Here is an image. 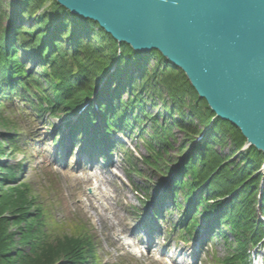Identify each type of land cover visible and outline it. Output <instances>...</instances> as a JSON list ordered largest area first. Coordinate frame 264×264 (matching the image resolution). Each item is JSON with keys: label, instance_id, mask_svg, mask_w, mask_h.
Here are the masks:
<instances>
[{"label": "trees", "instance_id": "trees-1", "mask_svg": "<svg viewBox=\"0 0 264 264\" xmlns=\"http://www.w3.org/2000/svg\"><path fill=\"white\" fill-rule=\"evenodd\" d=\"M13 3L18 10L8 12L0 0V105L15 92L38 115L47 111L68 117L104 81L101 95L110 96L109 102L98 98L104 134L147 123L152 133L144 126L139 133L148 132L150 137L146 140L150 156L144 162L156 173L173 172L166 191L176 199V208H186L178 201L179 192L191 203L184 210L186 222L193 213L184 227L186 235L192 237L203 218H213L217 226H227L238 245L231 248L222 233L233 252L217 264H247L249 247L264 239V220L259 217L264 218V152L254 146L242 151L247 143L242 132L217 117L184 72L158 51L142 53L118 44L96 21L72 14L55 0ZM24 51L25 60L19 56ZM30 59L37 61L40 71L29 72ZM152 59L156 64L149 69ZM133 68L139 76L130 73ZM114 80L119 87L112 90ZM122 90L127 92L126 101L120 99ZM157 102L167 114L162 121L160 112L152 113ZM81 116L77 130L88 133L95 120L90 105ZM1 121L9 125L4 117ZM174 129L184 133L178 147L187 152L182 161L167 158L176 141ZM11 141L16 154L19 148ZM228 141L233 149L226 155L216 146L223 149ZM5 142L0 141V157L6 156ZM176 163L177 172L171 167ZM16 175L15 168L0 164V184L11 182L0 188V264H100L87 225L54 220L46 203L38 202L37 193Z\"/></svg>", "mask_w": 264, "mask_h": 264}, {"label": "rangeland", "instance_id": "rangeland-1", "mask_svg": "<svg viewBox=\"0 0 264 264\" xmlns=\"http://www.w3.org/2000/svg\"><path fill=\"white\" fill-rule=\"evenodd\" d=\"M1 1L4 3L6 11L12 12L13 9H17L13 5V0ZM25 23L30 27L31 22L29 20ZM4 25H7V22ZM25 52L19 54L21 59L25 57ZM155 62L153 59L150 60L147 68L151 69L155 66ZM32 63L34 64L33 59L30 64L32 65ZM36 69L40 71L41 67L37 66ZM131 74L137 77L140 71L135 68L131 71ZM117 85V80L112 81L111 89L114 90ZM127 98V92L124 91L120 99L126 101ZM150 102L148 101V104ZM161 105V102H157L152 113L158 114L160 112L159 119L162 121L164 115L167 116V114L161 109ZM185 110L188 111L187 108ZM2 117L9 122V125H2ZM65 124L66 121L62 113L51 116L48 112H42L37 115L29 104L12 97V95L11 99L2 100L0 106V141H6L3 145L6 156L0 157V164L3 167L11 166L15 168L17 181L28 184L31 191L37 193V201L46 203L54 220L85 223L89 228L90 236L95 242L94 248L100 264H171L169 258L173 253L178 254L179 260H183V264H194V261L197 264H217L218 259H224L229 253L233 252L230 247H227L224 237L219 236L211 240L208 239L211 238L212 226L211 230L208 229L206 232L209 234L206 241L201 244L202 235L207 230L205 225L208 219L205 218L200 221L202 227L199 233L195 234L196 238H187L190 239V242L183 240L179 228H182L184 210L175 209L171 211V208H169L170 211L162 212V215L164 214L162 219L157 220L160 228L156 231L152 252H138L137 255H134L127 251L129 248H124V239H120L122 238L121 230L123 228L119 226L120 221L125 229H129V233L133 230L136 231V235L130 237V242L135 243L141 238L145 239V233L140 232V226H146L147 223H142L147 215L150 214L151 218L154 219L146 206L149 202L154 204L158 201L156 197L160 192L164 193L166 191L167 185L170 184V179L174 174L173 172L165 175L156 173L145 164L143 158H147L150 153L146 147V140L150 139L148 132L152 133L147 128V123L135 124L132 129L127 130L126 134L117 130L112 131L110 138L114 140V143L111 154L115 167L112 164L106 167L105 170H86L83 166H79L77 162L81 147L76 148L67 157L62 156V150L57 152L58 146L53 145L52 142L54 139L60 140L62 143L66 141V136L61 135L59 137L57 135L61 133L58 132L61 128L65 130L64 132L68 136L69 131L66 130ZM143 126L147 128L148 132L141 136L139 133H141L140 128ZM104 132L101 134H104ZM55 133L56 136L53 138ZM173 134L176 141L173 142V148L170 149L167 158L172 161L180 158L182 161L184 154L187 152L179 151L178 147L185 140L184 133L174 129ZM11 140L18 146L19 153L15 154L13 152L14 148ZM83 145H85V142ZM60 148H62L61 145ZM216 148L226 155H229L233 149L229 141L223 149L218 146ZM108 154L106 153V155ZM103 158L105 159L103 156L95 157L96 164H94L102 165L101 160ZM55 159L58 162H54L56 165L52 163ZM98 160L100 162H97ZM83 161L85 163V160ZM179 164L171 165L173 171H178ZM134 166L136 170L140 171V174L133 171ZM99 168L103 169L102 167ZM89 175H97L101 179L108 176L111 180L102 183L103 192L100 190L96 192L91 187V183L82 180L78 184L75 178V176ZM9 183L11 182H6L4 185L0 184V188L7 187ZM88 189H92V193ZM178 196L179 201L188 207L189 204L186 203L185 196L180 192ZM91 201L98 208L97 211L93 208ZM170 204L168 203V207H171ZM113 210L117 211V217L114 216ZM99 213L105 219V224L110 226L109 229L105 227V224H101ZM140 217H142V220H140ZM212 225L214 224L212 223ZM65 229L68 231L69 228ZM221 232L228 236L227 244L236 249L238 247L236 238L228 231L227 226L223 227ZM196 239L199 240L198 247L196 246ZM115 241L119 244L118 247ZM196 247L199 248L197 256L194 251H191V249L196 250ZM248 250L250 256L247 264H264V244L259 248L249 247ZM163 253H168L169 256L163 258V255L161 256ZM256 253L258 254V263L253 262ZM261 259H263V262Z\"/></svg>", "mask_w": 264, "mask_h": 264}, {"label": "water", "instance_id": "water-1", "mask_svg": "<svg viewBox=\"0 0 264 264\" xmlns=\"http://www.w3.org/2000/svg\"><path fill=\"white\" fill-rule=\"evenodd\" d=\"M119 43L158 51L264 152V0H55Z\"/></svg>", "mask_w": 264, "mask_h": 264}, {"label": "bare ground", "instance_id": "bare-ground-1", "mask_svg": "<svg viewBox=\"0 0 264 264\" xmlns=\"http://www.w3.org/2000/svg\"><path fill=\"white\" fill-rule=\"evenodd\" d=\"M82 17V16H81ZM84 18V17H83ZM115 41H117V40H115ZM117 43L118 44H121V43H119L118 41H117ZM123 43V42H122ZM128 45V44H127ZM132 50H134L130 45H128ZM134 51H137V50H134ZM138 52H141V51H138ZM142 53H148V52H142ZM23 59V58H22ZM29 62V72H33L36 68H37V66H39L37 63H36V60H34L33 59V61H34V64L32 63V65L30 64L31 63V59L30 60H28ZM40 67V66H39ZM133 69H135V68H133ZM133 69H131L130 70V73H131V71L133 70ZM134 76V75H133ZM104 84V83H103ZM110 84H111V82H110ZM102 85V83L100 82L99 84H98V86L96 87V88H94V91H93V93H92V95L89 97V99H88V101L85 103L86 105L87 104H89V103H94L95 101H96V99H97V95H99L100 94V92H102V90H100V87L99 86H101ZM98 101V100H97ZM63 116H65L64 114H63ZM82 117V116H81ZM78 164V163H77ZM113 167H115V165L113 164ZM174 167V166H173ZM84 169H86V170H89L90 169V167L89 166H85L84 167ZM178 169H179V166H178ZM99 170H105V168H103V169H99ZM75 178H76V181H77V183L78 184H80L81 182L80 181H82V180H84L85 182H88V183H91V187L93 188V189H95V191L97 192V191H101V192H103V189H102V183H104V182H110V180H111V178H109L108 176H105V178L104 179H101L99 176H95V175H89V176H83V177H80V176H75ZM102 194V193H101ZM104 194V193H103ZM105 196H106V194H104ZM91 204L93 205V208L97 211L98 210V208L96 207V205L91 201ZM111 209H113V208H111ZM113 214H114V216L115 217H117V211L116 210H113ZM99 220H100V222H101V224L102 225H104L105 224V219L103 218V216L99 213ZM119 226H121V227H123L122 228V235L123 234H127V233H129V229H125L124 228V226H122V222L120 221V223H119ZM105 227L107 228V229H109L110 228V226H108L107 224H105ZM152 231H154L155 229L152 227V229H151ZM115 243L117 244V247L119 246V244L115 241ZM130 246V245H129ZM174 256V258H176L173 262H171V264H183V262H180V261H177L178 260V257L176 256V254L175 255H173Z\"/></svg>", "mask_w": 264, "mask_h": 264}]
</instances>
